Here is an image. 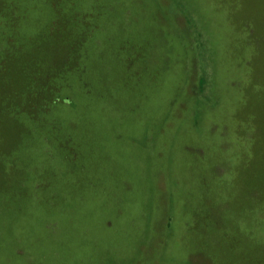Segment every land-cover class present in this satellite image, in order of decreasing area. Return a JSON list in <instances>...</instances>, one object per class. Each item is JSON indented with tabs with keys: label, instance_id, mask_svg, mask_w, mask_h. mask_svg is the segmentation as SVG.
Instances as JSON below:
<instances>
[{
	"label": "rangeland",
	"instance_id": "rangeland-1",
	"mask_svg": "<svg viewBox=\"0 0 264 264\" xmlns=\"http://www.w3.org/2000/svg\"><path fill=\"white\" fill-rule=\"evenodd\" d=\"M0 264H264V0H0Z\"/></svg>",
	"mask_w": 264,
	"mask_h": 264
}]
</instances>
